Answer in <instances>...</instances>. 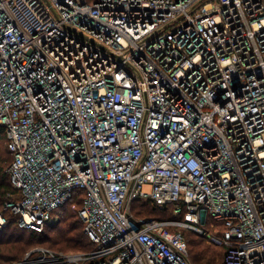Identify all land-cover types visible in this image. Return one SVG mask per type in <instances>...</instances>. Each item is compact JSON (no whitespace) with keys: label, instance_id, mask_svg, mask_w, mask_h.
<instances>
[{"label":"built area","instance_id":"built-area-1","mask_svg":"<svg viewBox=\"0 0 264 264\" xmlns=\"http://www.w3.org/2000/svg\"><path fill=\"white\" fill-rule=\"evenodd\" d=\"M0 128V231L83 191L94 247L15 264H191L184 230L264 264V0H0Z\"/></svg>","mask_w":264,"mask_h":264},{"label":"trees","instance_id":"trees-1","mask_svg":"<svg viewBox=\"0 0 264 264\" xmlns=\"http://www.w3.org/2000/svg\"><path fill=\"white\" fill-rule=\"evenodd\" d=\"M3 133V129L0 128V134L3 135ZM1 144L6 146L7 153L0 148V212L6 202L12 197H17L19 193L13 188L10 177L7 174V169L13 161V156L8 150L5 138ZM85 195L86 193L83 191L77 192L74 198L55 214V216H58V222L54 226L48 227L42 234L20 229L16 218L8 214V224L0 231V264H15L22 260L29 252V250L27 252V248L33 241L50 244V247L38 245L33 249L45 247L54 250L56 248V252L69 250L76 253L92 250L94 248L93 244L84 234V226L78 217V211L82 207ZM134 212L139 216L142 212H146V214L148 212L149 214L143 215V217L147 216L157 220L182 219V216L176 217L173 215L172 206L161 211L151 205V203H145L137 205L134 208ZM206 229L211 231L209 224ZM192 233L188 230L183 231L188 245L191 264H223L227 249L208 244L205 237L196 233H193V235Z\"/></svg>","mask_w":264,"mask_h":264},{"label":"rangeland","instance_id":"rangeland-1","mask_svg":"<svg viewBox=\"0 0 264 264\" xmlns=\"http://www.w3.org/2000/svg\"><path fill=\"white\" fill-rule=\"evenodd\" d=\"M4 136L3 135H1L0 134V144L2 143V141L4 140ZM0 148H2V150H3V152H6L7 153V150H6V146L4 145V144H1L0 145ZM10 156V155H9ZM150 187L149 186H146L145 187V191L146 192H150ZM146 202H143V201H138V202H136L135 203V205H134V208L137 206V205H143V204H145ZM60 211V210H59ZM149 213L147 212V214H146V212H142V214H140V216H143V215H148ZM145 217H147V216H145ZM151 218V217H150ZM189 231V230H188ZM190 232H192V231H190ZM194 233V232H193ZM192 233V234H193ZM194 235V234H193ZM53 238V237H52ZM38 245H43V246H47V247H50L49 245L50 244H48V243H41V242H39V241H33L32 242V244L31 245H29L28 246V248H27V252H28V250L30 251V249H32L33 250V248L34 247H36V246H38ZM38 248H43V249H48V248H45V247H38ZM52 248H54V247H52ZM48 250H53V249H48ZM54 250L56 251V248H54ZM53 250V251H54ZM26 252V253H27ZM64 252H66V253H76V252H73V251H69V250H67V251H64Z\"/></svg>","mask_w":264,"mask_h":264}]
</instances>
